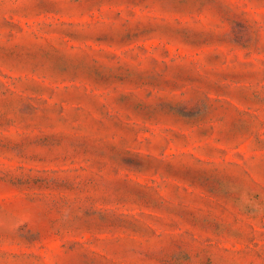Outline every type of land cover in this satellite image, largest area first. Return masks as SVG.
<instances>
[{"label":"rangeland","instance_id":"1","mask_svg":"<svg viewBox=\"0 0 264 264\" xmlns=\"http://www.w3.org/2000/svg\"><path fill=\"white\" fill-rule=\"evenodd\" d=\"M0 264H264V0H0Z\"/></svg>","mask_w":264,"mask_h":264}]
</instances>
